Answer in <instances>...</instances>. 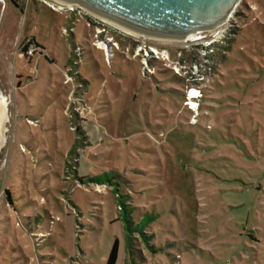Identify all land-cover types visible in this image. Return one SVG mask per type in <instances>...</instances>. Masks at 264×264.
Masks as SVG:
<instances>
[{
  "label": "rangeland",
  "instance_id": "rangeland-1",
  "mask_svg": "<svg viewBox=\"0 0 264 264\" xmlns=\"http://www.w3.org/2000/svg\"><path fill=\"white\" fill-rule=\"evenodd\" d=\"M24 6L0 0V264H106L116 239L117 264H264V0H241L209 50L100 16L118 31L82 18L66 35L71 14ZM28 39L43 54L21 57ZM143 42L169 55L150 73ZM130 212L149 224L127 244Z\"/></svg>",
  "mask_w": 264,
  "mask_h": 264
},
{
  "label": "water",
  "instance_id": "water-1",
  "mask_svg": "<svg viewBox=\"0 0 264 264\" xmlns=\"http://www.w3.org/2000/svg\"><path fill=\"white\" fill-rule=\"evenodd\" d=\"M85 10L142 36L169 44L214 37L241 0H52ZM10 100L0 88V157L7 145Z\"/></svg>",
  "mask_w": 264,
  "mask_h": 264
},
{
  "label": "built area",
  "instance_id": "built-area-1",
  "mask_svg": "<svg viewBox=\"0 0 264 264\" xmlns=\"http://www.w3.org/2000/svg\"><path fill=\"white\" fill-rule=\"evenodd\" d=\"M38 1L44 3L46 6H48L54 12H57V13L67 12L75 18L73 20L72 26L69 29V31L64 30L66 35H68L69 33H72V35L75 34L74 32H75V28H76V22H78L82 18L85 19V24L87 27L91 26V25H93L95 27L97 34L103 33V32L109 33V31H118V29L111 28L109 25L105 24L101 20V18L99 19L98 15H95L93 13L88 12L79 4L69 3V2L66 4H60V3H56L52 0H38ZM26 41L27 42L21 47V50H20L21 57H23V58L24 57L25 58L31 57L32 58V56H34L36 53L43 54V53H40L38 51V48L40 46H38L35 42H31V40H29V39ZM136 41H138V40H136ZM216 41L217 40L215 38H210L208 40H205L204 42L201 41L202 42L201 45H203L204 49L209 50L211 48V46ZM143 43H144V45L137 46L136 51H135L133 56L134 57H136L138 55L140 56L141 53L143 52L141 55L142 56L141 62L143 64L144 68L148 67L147 72L150 73L152 71H151V67H149V63H148L149 59H169V55H168L167 50H165V49L159 50L154 46H151V45L148 46L145 42H143ZM93 44L98 49H101L105 53L106 57L109 59H112V57L115 55V51L120 49L118 41L114 40L112 37H109L107 34H106V37L96 40ZM206 54L207 53H205V55ZM175 65L177 67H178V65L177 64L173 65L174 70H177V67ZM177 74H180V71L177 72ZM69 78L70 77L67 76V79H69ZM70 80H71V78L68 81H70ZM192 90H196L197 93L201 94L200 88L190 87L188 89V95L189 96H190L189 93ZM192 100L195 101V98L190 97V98L186 99V101H185V104L188 105V107H190V108L192 107V103H191Z\"/></svg>",
  "mask_w": 264,
  "mask_h": 264
},
{
  "label": "trees",
  "instance_id": "trees-1",
  "mask_svg": "<svg viewBox=\"0 0 264 264\" xmlns=\"http://www.w3.org/2000/svg\"><path fill=\"white\" fill-rule=\"evenodd\" d=\"M116 195H117V197L120 196L119 193H117ZM148 224L149 223L143 224V225H142V223L136 224V222L134 221V219L132 217V213L130 212L128 214V216L125 218V228L127 231V238H126L127 244H129V241L132 238L131 234H133L135 232L141 233L143 236H146L145 235L146 234L145 229H146ZM119 247H120L119 240L116 239L113 246H112L110 254L108 255L106 264H117L118 258H119V250H120ZM128 247H129V245H128Z\"/></svg>",
  "mask_w": 264,
  "mask_h": 264
},
{
  "label": "crops",
  "instance_id": "crops-1",
  "mask_svg": "<svg viewBox=\"0 0 264 264\" xmlns=\"http://www.w3.org/2000/svg\"><path fill=\"white\" fill-rule=\"evenodd\" d=\"M28 0H22V2H24V4H26V2H27ZM34 3H36V4H43V5H45L44 3H42V2H40V1H38V0H32ZM46 6V5H45ZM48 9H50L48 6H46ZM25 8V7H24ZM51 10V9H50ZM52 12H54L53 10H51ZM54 13H56V12H54ZM56 14H58V13H56ZM58 15H60V14H58ZM61 16V15H60ZM63 17V16H62ZM56 28L58 27V21H57V19H56ZM64 24H65V21H64ZM57 30V34H58V28L56 29ZM26 38H29L28 36L26 37ZM34 38V40H36L35 39V37H33ZM36 42L37 43H39L37 40H36ZM20 43V42H19ZM39 44H41V43H39ZM38 44V45H39ZM41 46V45H40ZM43 48V47H42ZM44 50V49H43ZM46 51V50H45ZM46 58H48V59H46V60H48L49 61V59H52V58H54L55 60H56V58H55V55H54V53H50V54H47L46 55ZM2 84H3V86L4 87H7V88H9L10 90H11V92L13 91L12 89V87H11V83L9 82V81H3L2 82ZM15 85H16V83H15ZM18 86H20V84L18 85ZM3 87V88H4ZM63 94L62 93H60V96H59V102H62V103H64V99L65 98H63ZM55 103V102H54ZM54 105V104H53ZM33 108H34V106H33ZM32 113V112H31ZM38 114V113H37ZM34 118H36V116L34 117Z\"/></svg>",
  "mask_w": 264,
  "mask_h": 264
},
{
  "label": "flooded vegetation",
  "instance_id": "flooded-vegetation-1",
  "mask_svg": "<svg viewBox=\"0 0 264 264\" xmlns=\"http://www.w3.org/2000/svg\"><path fill=\"white\" fill-rule=\"evenodd\" d=\"M4 1H7V2H10V3H13L16 11H23L24 9V2H22V0H4ZM34 39L33 37H30L29 39ZM35 41V40H34ZM138 42H141V40L138 39ZM19 48V47H18ZM21 50V48H20Z\"/></svg>",
  "mask_w": 264,
  "mask_h": 264
},
{
  "label": "bare ground",
  "instance_id": "bare-ground-1",
  "mask_svg": "<svg viewBox=\"0 0 264 264\" xmlns=\"http://www.w3.org/2000/svg\"><path fill=\"white\" fill-rule=\"evenodd\" d=\"M98 16H100V15H98ZM101 17V16H100ZM101 18H103V17H101ZM104 19V18H103ZM104 20H106V21H108V22H111V21H109V20H107V19H104ZM112 23V22H111ZM114 24V23H113ZM115 25H117V24H115ZM117 26H119V25H117ZM120 28H122V29H124L125 31H127L129 34H136V35H140V34H137V33H135V32H133V31H131V30H129V29H126V28H124V27H122V26H119ZM190 97H192V98H196V97H199L200 96V94L199 93H197V91L196 90H192L190 93ZM192 102H194V100H192ZM189 104V103H188ZM198 106H196V108H197Z\"/></svg>",
  "mask_w": 264,
  "mask_h": 264
},
{
  "label": "clouds",
  "instance_id": "clouds-1",
  "mask_svg": "<svg viewBox=\"0 0 264 264\" xmlns=\"http://www.w3.org/2000/svg\"><path fill=\"white\" fill-rule=\"evenodd\" d=\"M196 98H198V97H196ZM196 98H195V99H196Z\"/></svg>",
  "mask_w": 264,
  "mask_h": 264
}]
</instances>
